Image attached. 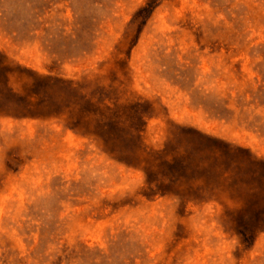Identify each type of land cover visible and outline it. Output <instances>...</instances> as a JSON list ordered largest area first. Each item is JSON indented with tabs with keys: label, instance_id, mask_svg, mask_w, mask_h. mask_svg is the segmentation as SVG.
<instances>
[{
	"label": "rangeland",
	"instance_id": "374dc122",
	"mask_svg": "<svg viewBox=\"0 0 264 264\" xmlns=\"http://www.w3.org/2000/svg\"><path fill=\"white\" fill-rule=\"evenodd\" d=\"M0 264H264V0H0Z\"/></svg>",
	"mask_w": 264,
	"mask_h": 264
},
{
	"label": "trees",
	"instance_id": "16d2710c",
	"mask_svg": "<svg viewBox=\"0 0 264 264\" xmlns=\"http://www.w3.org/2000/svg\"><path fill=\"white\" fill-rule=\"evenodd\" d=\"M0 110H1V107H0ZM1 113V112H0Z\"/></svg>",
	"mask_w": 264,
	"mask_h": 264
}]
</instances>
